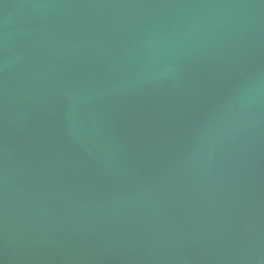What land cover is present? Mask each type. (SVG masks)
<instances>
[{
    "label": "water",
    "instance_id": "95a60500",
    "mask_svg": "<svg viewBox=\"0 0 264 264\" xmlns=\"http://www.w3.org/2000/svg\"><path fill=\"white\" fill-rule=\"evenodd\" d=\"M0 264H264V0H0Z\"/></svg>",
    "mask_w": 264,
    "mask_h": 264
}]
</instances>
